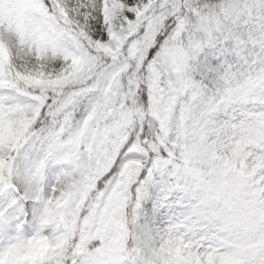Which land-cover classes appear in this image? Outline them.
I'll return each mask as SVG.
<instances>
[{
	"label": "snow or ice",
	"instance_id": "6c2138e0",
	"mask_svg": "<svg viewBox=\"0 0 264 264\" xmlns=\"http://www.w3.org/2000/svg\"><path fill=\"white\" fill-rule=\"evenodd\" d=\"M0 264H264V0H0Z\"/></svg>",
	"mask_w": 264,
	"mask_h": 264
}]
</instances>
